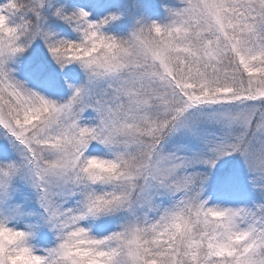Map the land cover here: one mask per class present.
Instances as JSON below:
<instances>
[{
  "label": "snow or ice",
  "instance_id": "6c2138e0",
  "mask_svg": "<svg viewBox=\"0 0 264 264\" xmlns=\"http://www.w3.org/2000/svg\"><path fill=\"white\" fill-rule=\"evenodd\" d=\"M179 3L0 2V264H264V0Z\"/></svg>",
  "mask_w": 264,
  "mask_h": 264
},
{
  "label": "rangeland",
  "instance_id": "374dc122",
  "mask_svg": "<svg viewBox=\"0 0 264 264\" xmlns=\"http://www.w3.org/2000/svg\"><path fill=\"white\" fill-rule=\"evenodd\" d=\"M3 2V0H0ZM93 11V18H102L112 12L123 13L122 19L106 29L109 34L126 37L134 27L135 21L141 17H148L153 21L166 23V8H179L183 5L179 0H82ZM64 97L67 98L68 92L63 88ZM94 113L88 111L84 113L81 120L82 126H94L97 121L93 119Z\"/></svg>",
  "mask_w": 264,
  "mask_h": 264
}]
</instances>
